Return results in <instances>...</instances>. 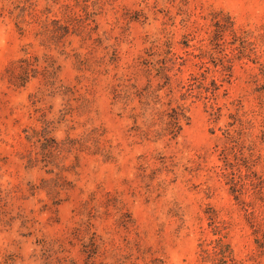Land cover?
<instances>
[{"label":"rangeland","instance_id":"obj_1","mask_svg":"<svg viewBox=\"0 0 264 264\" xmlns=\"http://www.w3.org/2000/svg\"><path fill=\"white\" fill-rule=\"evenodd\" d=\"M67 2L74 3L0 0V264H86L82 243L88 242L90 232L104 244L89 264H204L198 256L199 243L216 238L209 218L225 228V241L236 259L264 264V253L256 249L244 212L217 168L222 164L219 152L224 144L219 128L229 120L227 113L234 112L230 102L239 99L254 125L248 131L250 137L244 138L251 149L245 148L243 156L251 154L253 169L264 179V93L256 91L264 84L259 65L264 63V39L256 41L250 58L257 62L234 60L230 81L224 82L215 101H185L189 122L175 140L155 136L160 129L156 112L167 109L169 101L172 106L181 102L180 86L199 71V60L193 55L204 32L196 33L184 47L187 28L180 20L187 16L188 25L208 27L212 14L220 12L229 15L236 28L264 34V0H96L103 4L96 19L102 44L89 46V42L80 48L79 38L70 37L62 54L34 39L33 24H23L26 31L20 35L17 20L9 13L17 5H34L36 12L50 7L52 18L60 16L59 5ZM165 36L171 41V52L185 62L179 67L182 59L176 60L168 73L170 84L158 91L160 101L154 110L149 108L145 117L134 121L132 107L137 114L143 112L137 98L126 107L114 103L111 85L122 77L131 78L125 83L138 89L146 86V78L134 77L135 70L127 66ZM112 46L118 51L116 65L108 62ZM24 51L41 63L44 54L52 57L59 66V84L73 93L45 95L33 105L31 95L44 88L40 76L24 88L9 86L4 68ZM74 53L84 59L83 70L77 69ZM211 76L217 78L219 73L212 71L207 82ZM159 81L152 78L151 89ZM212 102L222 107L217 122L210 120ZM61 113L66 115L63 119ZM42 116L54 122L52 135L58 141L80 138L97 127L103 129L110 145L107 160L88 151L79 152L77 158L74 153H61L56 162L73 188L57 198L40 189L42 180L54 174H47L40 165L26 167L25 157L32 147L23 130L40 129ZM55 199L62 201L53 204ZM243 199L253 203L255 215L263 211L251 192ZM123 213L130 215L127 229L117 224ZM89 224V233H78V228Z\"/></svg>","mask_w":264,"mask_h":264},{"label":"trees","instance_id":"obj_2","mask_svg":"<svg viewBox=\"0 0 264 264\" xmlns=\"http://www.w3.org/2000/svg\"><path fill=\"white\" fill-rule=\"evenodd\" d=\"M74 3L67 2L64 5H59L60 16L50 18V7H45L36 12L34 5H17L13 11L17 20L15 25L20 35H24V25H35L33 31L34 39L38 40L40 45L49 49L51 46L55 50L63 53L65 43L69 42L70 37H78L81 42L80 48L89 43V46L95 43L101 45L102 40L98 36L97 16L103 11V4L90 0H73ZM82 2V3H81ZM28 16L31 20H25ZM189 18L187 16L180 20V23L187 28V33L184 35L182 44L184 47L189 46V41L194 39V36L199 31L203 30L204 36L198 40L199 45L195 46L198 53L193 57L198 59L196 66L197 73H191L186 84L180 86L183 92L179 95L181 102L175 101L174 106L171 101L167 103L168 108L156 112L157 123L160 126L159 131L155 132L157 139L166 137L168 141L175 140L183 129L184 125L189 122L187 115V106L185 101L193 98H203L207 101H215L218 97L220 88L224 82L230 81L234 60L247 58L255 52L256 41L260 38L264 39V34L254 35L253 32L244 28H236L233 20L227 14L214 12L210 19L208 27L188 25ZM95 35V37H94ZM105 49L108 47H104ZM171 41L168 36H165L161 41L153 42L151 47L145 50L143 55H138L132 65L127 68L135 70L133 74L136 76H144L146 78V86L141 89L137 85H128L131 78L124 79L118 77L116 83L111 85V94L114 103H122L125 107L129 100L137 98L143 112L135 113L136 108L131 109V118L136 121L140 116L145 117L146 111L159 101L158 91L165 86H169L171 76L168 74L177 64V59H182L178 66H182L185 62L183 57L175 55L171 52ZM24 51V55L18 59L11 61L4 68L3 76L9 86L15 89L26 87L33 79L41 77L43 81V90L38 95H31L32 104L34 105L41 97L67 96L72 94L71 89L59 84L57 73L59 66L55 60L47 54H44L42 63L37 56L29 55ZM78 63V70H83L84 59L80 53H74ZM109 64L116 65L118 62V51L115 46L111 47ZM257 62V61H253ZM212 65L210 67L209 65ZM261 71L264 73V63L259 64ZM178 67V69H179ZM212 71H217L219 77H210L208 75ZM156 78L160 81L156 88L151 89V79ZM137 80V79H136ZM134 89V91H130ZM264 93V84L256 90ZM171 92V90H170ZM168 95V94H167ZM152 104V105H151ZM234 106V112H228L229 119L224 128H219L223 136V148L219 152V160L222 161L218 165V174L228 185L229 193L232 195L235 202L240 205L243 210L246 221L254 235V243L256 249L264 253V179L253 169L254 163L249 157H244V149H249L244 144V138L250 137L248 131L253 128V119L248 117L246 111H242L241 100L235 99L230 102ZM210 120L217 122L221 115L222 107L210 103ZM66 115L61 113V119ZM151 118L153 119L152 115ZM40 129H31V132L24 129L25 139L30 143L32 149L26 155V167L33 168L38 165L45 169L47 174H54L49 180H42L40 189L45 190L48 195H55L57 198L62 192L67 193L73 188L71 182L67 181L61 172L64 170L56 162L59 155L63 152L77 154L82 151H88L92 155H99L106 160L111 158L110 145L107 146V141L104 139L103 129L94 127L87 131L80 138L66 137L62 141H58L53 135L55 130L54 122L45 119L42 116ZM152 125H155L153 122ZM264 125V122H263ZM214 133V130L211 131ZM53 167V168H52ZM54 168L58 172H54ZM38 188V187H34ZM251 192L255 200L261 202L263 211L259 215H255L253 203L243 199V196ZM62 200L55 199L53 204H59ZM108 206V204H106ZM115 207V204L113 205ZM128 218L126 221L123 218ZM130 215L123 213L117 221L118 226L125 229L128 228ZM212 232L216 235L215 239L208 242L199 243L198 256L204 264H248L246 260H238L234 257L233 250L228 242L225 241L224 227L214 224V219L209 218ZM92 225L89 224L85 229H77L78 233H89ZM82 252L86 255V264H89L91 259L98 255L100 246L104 241L95 233L90 232L88 242L82 243Z\"/></svg>","mask_w":264,"mask_h":264}]
</instances>
